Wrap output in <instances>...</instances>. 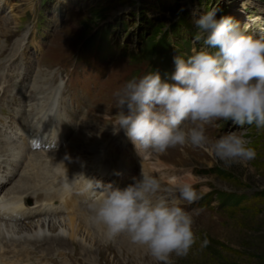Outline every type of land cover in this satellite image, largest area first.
<instances>
[{"label":"rangeland","instance_id":"rangeland-1","mask_svg":"<svg viewBox=\"0 0 264 264\" xmlns=\"http://www.w3.org/2000/svg\"><path fill=\"white\" fill-rule=\"evenodd\" d=\"M12 2L6 6V3L0 1V5L9 12L6 17L7 23L0 21V68L5 64L9 66V78L6 75L8 80L5 82L8 90L3 85L5 75L1 74L0 92L9 95L8 106L13 102L16 91L20 90L22 85L27 86L26 81L32 74L34 64L38 66L35 67L37 72L34 71L39 74L37 79L45 80L46 85L60 78L66 82L76 80L75 47L83 36L94 30L107 28L108 38L114 39L120 50L124 52L114 56L110 65L111 73L117 65H120L122 69L127 70V74L134 73V77L146 74L155 66L149 62V55L141 54L136 58L138 62L135 63L136 61L128 59L126 54L135 52L144 44L143 35L148 36L155 24L163 23L164 30L153 33V36L163 32L167 34L165 35L167 43L161 42V48L155 56L157 59L162 58V64H158L156 69L160 74L164 73L169 77L173 73L170 65L173 54L178 52L187 56L191 54L193 48L199 50L203 47L201 41L195 40L198 31L196 21L210 10H215L217 19L224 16L232 17L242 31L256 37L264 35V0H45L43 4L41 0H33L31 5L26 0H12ZM11 5L16 7L11 8ZM1 18H5V15L2 14ZM182 18L189 23L188 26L181 22ZM252 23H255V26ZM172 25L176 26V31H171ZM30 29L37 34L45 53H53V56L57 57L55 51H60L56 60L65 59L67 67H59L57 72H54L55 67L48 69L42 61L44 56L43 54L41 56L42 50H38L39 46H35L33 40L28 44L31 48L28 54L24 55L22 63L21 50L10 49L11 45L6 49V43L14 44L10 41L12 38L9 40L13 30L17 34L21 30L26 33V30ZM105 33L99 35V41L103 44H106ZM3 35L7 38L6 43ZM11 51L16 53L14 59H11ZM53 63L57 65L56 61ZM19 68L20 71L25 72L24 83L17 84L9 93L13 83L16 82ZM127 74L119 70L115 73L114 86L106 89L108 95L100 109L90 110L88 117L84 118L92 123L97 116H100L99 120L93 123L95 128L89 135L97 136L107 127L115 131L112 126L116 123L118 109L114 92L132 78ZM89 77L90 75H87V78ZM161 78L165 80L163 76ZM4 96L0 97L1 107ZM233 131L250 141V146L256 151L255 159L225 166L214 157L210 148L200 149L191 145L169 148L167 150L169 153L166 151L152 156L151 162H159L157 160L159 159V163L172 162L175 165L171 168L158 166V163L154 165L155 168H162L165 176L167 174L174 176L171 177L172 180L169 179L170 183L191 184L201 197L189 204L179 198L178 192L169 191L170 188L163 187L161 190L164 191L158 194L168 199H175L193 219L192 228L196 243L187 256L182 258L173 256L174 264H264V129H257L254 125L240 128L231 121H215L206 128V134L212 140ZM122 140L121 137L118 138V147ZM90 141L92 140L88 137L85 144L91 145ZM141 168L147 171L146 168ZM224 198L228 200L229 206L224 205L222 201ZM238 199L242 201L236 204ZM79 220H81L79 227L93 238V230L83 219ZM68 232L65 226L59 227L56 231L44 230L49 238L58 233L64 235V242L61 244L64 251L60 252L61 255L58 251L49 252L40 260L46 258L48 260L54 256V260L57 261L55 264H156L144 249L139 254L128 253L126 248L120 245L118 236L117 242L122 250H126L124 252H120L118 245L112 240L102 243L97 240L99 237L94 239L96 246L106 252L107 257H104V254H99L98 248L89 246L88 238L86 241L80 238L81 232L74 238ZM67 235L69 237H66ZM54 246L59 247L60 244L55 242ZM83 248L87 251H83ZM93 254H97V257Z\"/></svg>","mask_w":264,"mask_h":264},{"label":"clouds","instance_id":"clouds-1","mask_svg":"<svg viewBox=\"0 0 264 264\" xmlns=\"http://www.w3.org/2000/svg\"><path fill=\"white\" fill-rule=\"evenodd\" d=\"M196 25L195 40L203 47L193 48L186 58L174 57L171 82L149 72L114 92V126L125 131L141 155L191 145L210 148L225 166L251 161L256 151L244 136L233 131L212 140L206 128L231 121L240 128L264 129V35L240 30L230 16L217 19L215 10ZM94 187L102 190L90 205L91 219L103 226L109 240L126 235L156 264H174L173 256H187L196 243L191 215L175 199L158 196L159 179L143 168L140 178L123 189ZM169 191L189 204L201 198L187 183H173Z\"/></svg>","mask_w":264,"mask_h":264},{"label":"bare ground","instance_id":"bare-ground-1","mask_svg":"<svg viewBox=\"0 0 264 264\" xmlns=\"http://www.w3.org/2000/svg\"><path fill=\"white\" fill-rule=\"evenodd\" d=\"M3 1L6 4H10L9 0H3ZM26 1L30 5L33 3V0H26ZM15 7L16 6L11 5V8H15ZM256 21H251V22H256ZM252 25L255 26V23L254 24L252 23ZM12 57H14V56H12ZM36 74L37 73L35 72V76H36ZM33 80H35V79L33 78ZM37 86L38 85L35 86L34 83L31 84V88H34V87H37ZM3 92H5V90H3ZM107 147H115V146H114L113 143H110V141L104 142V144L101 146L102 150L99 151V155H101V153H103V152L105 153L106 150L104 148H107ZM57 160H58V158L55 159L54 161H52V163L50 165H45L44 164L41 169H37V172L35 173L36 175H34V176L31 175V167H30V164L29 163L25 164L26 171L28 170V172H27L26 178H24V181H25L24 182V185H33V186H36V185L40 184L41 181H44V177H43L42 174H44V173L47 174L49 172H51L52 174H55L57 170H61L62 173H64L66 176H68L67 171H68L69 164L65 163L63 166L58 167L59 166V163H56ZM171 161H173V160H171ZM161 165H162V167L163 166H168V168H171V166H175L172 162L169 163V164L168 163H165V164L159 163L158 164V166H161ZM27 167H28V169H27ZM150 167L151 166H147L146 167V170L148 171ZM158 168L159 167H156V168L154 167V170H157ZM174 168H176V167H174ZM141 170H142L141 167H138L136 169V171L138 172V174H141ZM158 170L160 171L161 169L159 168ZM109 171H111V169ZM21 172H24V168L22 169ZM170 179L172 180V178H170ZM70 180L71 179H69V181ZM70 187H71V183L68 182V181L63 184L62 189H63V193H66V195H65L66 199L65 200H60V203L58 204V207H62L63 209H66V208L73 209L74 206H77L79 204V202L76 199L77 198L76 197V193L77 192L71 193ZM74 189H77L78 191H82L86 195L88 194V192H89V195H91L92 193L95 194V191L93 190L94 188H92V184L89 181H87V183L86 184H83L82 186H76V187H74ZM23 190L24 191H20L19 193H25L26 192L25 189H23ZM11 193L13 195L17 196V198H20L21 197V194H19L17 191H11ZM35 195L39 198V200L46 199V200L49 201V198H50L49 194H47L46 192L45 193H42L41 195H38V193L35 194ZM26 196H28L27 199L29 201V195L26 194ZM93 201L94 200L89 201L88 202V205L89 206L86 207V208L82 207L81 204L79 205V208L82 207L85 210V213H86V215H87L90 223L93 222L92 219H91L92 212H91V209H90V205L93 203ZM78 223H77V219L74 218V216H69L67 218H65V217H58V218H52V219L37 218L36 220L29 221L26 226H19L18 227V226H14L13 224H7V223H4L3 225L0 224V232L2 230H4V229H7L6 231L9 230V231L14 232L16 234H26V233H30V234H27L24 237V239L22 240V242L20 243L22 246H24L23 245L24 242H30V240L33 239V238H35V237H38V238L39 237H42L41 239L45 238L47 240H53V241H56V242H61V238L64 236L63 234L58 233L56 236L52 237L53 239L52 238H47V237H50V236H48L46 233H44V230L56 231L57 229H59V227H62L63 228V226H65V229L66 228L68 229V231H69L68 233H69V235L72 238H74V236H77V234H79V232H81L80 238L83 239V240H85V241L88 238L89 241H87V242H89L88 243L89 246H91L92 248L93 247L98 248L97 251L99 252V254H104V257H105L106 256V252H104L101 248H99L98 246H96V241L94 240L95 237L99 236L100 234H104L105 235V233L104 232H101V231H96L95 237L93 236V238H92V237L89 236V234L84 229H81L79 227ZM96 227L101 228L103 226L102 225H99V224H96V223L93 222V228L94 229H97ZM60 231L63 232V230H60ZM69 235H67L66 237H69ZM118 240H119L120 245L122 244V247L126 248V250H127L128 253L131 252V253L139 254L140 251H142V249H143L140 246L133 244L126 235H123V234L122 235H119L118 236ZM50 245H52V244H50ZM27 249L28 248L25 246L24 250H27ZM80 251H81V249H80ZM83 251H87V249L86 248H83ZM85 261H87V260H85Z\"/></svg>","mask_w":264,"mask_h":264},{"label":"trees","instance_id":"trees-1","mask_svg":"<svg viewBox=\"0 0 264 264\" xmlns=\"http://www.w3.org/2000/svg\"><path fill=\"white\" fill-rule=\"evenodd\" d=\"M163 30H164V25H163V23H161V24H159L158 27L156 28L154 34H155V33H158V32L160 33V32H162Z\"/></svg>","mask_w":264,"mask_h":264}]
</instances>
